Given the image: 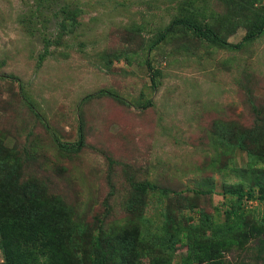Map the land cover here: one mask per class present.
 I'll return each mask as SVG.
<instances>
[{
	"label": "rangeland",
	"instance_id": "rangeland-1",
	"mask_svg": "<svg viewBox=\"0 0 264 264\" xmlns=\"http://www.w3.org/2000/svg\"><path fill=\"white\" fill-rule=\"evenodd\" d=\"M63 7L79 11L78 24L40 60ZM263 8L264 0H0V159L75 221L142 229L140 264H150L159 254L145 238L164 219L183 229L200 214L222 219L224 186L243 180L233 170L248 158L221 134L232 143L257 122L250 101L264 124V32L223 48L171 23L191 17L237 45ZM55 140L81 142L64 151ZM136 184L155 189L138 196ZM244 204L249 218L263 209ZM185 253L176 245L172 264ZM252 257L234 250L226 262Z\"/></svg>",
	"mask_w": 264,
	"mask_h": 264
},
{
	"label": "trees",
	"instance_id": "trees-1",
	"mask_svg": "<svg viewBox=\"0 0 264 264\" xmlns=\"http://www.w3.org/2000/svg\"><path fill=\"white\" fill-rule=\"evenodd\" d=\"M59 12L57 40L45 41L40 60L47 54L49 46L60 41L78 24L79 11L76 9L63 7ZM173 25L186 26L198 39L209 44L238 49L243 42L251 41L264 32V8L255 15L253 24L249 26L250 32L237 45L227 43L219 31L208 24L201 25L191 17L173 21ZM169 29L160 33L151 44L163 40ZM147 66L153 77L159 74L150 64ZM250 103L257 122L245 131L233 133L232 143L225 140L224 134L220 137L226 143L223 145L248 158L245 165L233 170L243 180L224 186L222 194L228 198L221 211L222 219L216 221L211 216L200 214L197 222L185 229L172 222L170 217L164 219L159 226L160 231L148 233V239L145 238L150 250L148 253L159 254L151 259L150 264H172L178 244L186 247V253L178 264H228L227 253L249 249H252L253 263L238 264H264V167H259L264 164V124L258 125L261 121L257 107L252 101ZM225 129L230 131L235 127ZM80 142L56 141V145L64 151H76ZM134 187L138 196L155 189L152 184H136ZM244 202H258L263 209L256 217L249 218V209ZM133 206L138 208L140 202L134 200ZM142 237V229L119 231L112 227L105 230L100 225L91 227L75 221L71 209L61 199L46 195L34 182L22 183L18 170L8 168L6 161L0 159V264H140L147 248Z\"/></svg>",
	"mask_w": 264,
	"mask_h": 264
}]
</instances>
